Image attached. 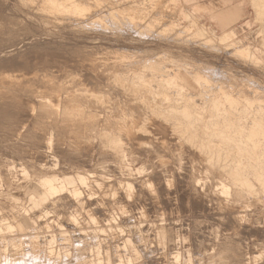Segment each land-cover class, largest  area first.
I'll return each instance as SVG.
<instances>
[{
  "label": "rangeland",
  "instance_id": "1",
  "mask_svg": "<svg viewBox=\"0 0 264 264\" xmlns=\"http://www.w3.org/2000/svg\"><path fill=\"white\" fill-rule=\"evenodd\" d=\"M57 1L0 0V252L13 261L7 264H264V0ZM232 6L241 16L225 31L212 14ZM43 52L66 64L68 55L91 56V70L108 85L96 87L70 66L73 75L63 68L56 76L60 61L39 65ZM58 79L70 80L61 88ZM64 91H74L75 104ZM109 91L116 92L111 104ZM93 92L106 95L94 101ZM90 104L98 109L84 111ZM26 245L43 258H17Z\"/></svg>",
  "mask_w": 264,
  "mask_h": 264
},
{
  "label": "bare ground",
  "instance_id": "2",
  "mask_svg": "<svg viewBox=\"0 0 264 264\" xmlns=\"http://www.w3.org/2000/svg\"><path fill=\"white\" fill-rule=\"evenodd\" d=\"M26 1H27V0H26ZM29 1H30V0H29ZM32 1H34V0H31V2H32ZM37 1H38V0H37ZM58 1H59V0H58ZM58 1H57V4H58ZM63 1H64V0H63ZM68 1H69V0H68ZM78 1H79V0H70L69 2H71L72 4H75V3H77ZM225 1H226V3H229L231 0H225ZM31 2H29V3H31ZM16 3H17V2H16ZM25 3H27V2H25ZM32 3H33V2H32ZM36 3H37V2H36ZM45 3H46V2H45ZM85 3H86V2H85ZM48 4H49V3H48ZM60 4H62V3H60ZM67 4H68V3H67ZM67 4H66V6H67ZM69 4H70V3H69ZM69 4H68V5H69ZM111 4H112V3H111ZM34 5H36V4H34ZM44 5H45V4H44ZM44 5H43V7H44ZM62 5L64 6L65 4H62ZM27 6H28V5H27ZM31 6L34 7L33 5H31ZM38 6H39V4H38ZM50 6H51V5H50ZM57 6H58V5H57ZM3 7H4V6H3ZM5 7H6V6H5ZM24 7H25V6H24ZM29 7H30V6H29ZM40 7H42V6H40ZM102 7H103V6H102ZM26 8H27V7H26ZM36 8H37V7H36ZM38 8H39V7H38ZM44 8H45V7H44ZM48 8H49V7H48ZM65 8H66V7H65ZM86 8H87V7H86ZM0 9H1V10H4L5 8L2 9V8L0 7ZM7 9H8V8H7ZM9 9H12V7L9 8ZM42 9H43V8H42ZM53 9H54V11H53ZM55 9H57V8H52V7H51V10H50V11H52V12L54 13V12H55ZM39 10H40V9H39ZM39 10H38V12H39ZM43 10H44V9H43ZM47 10H48V9H47ZM103 10H104V9H103ZM238 10H240V7H235V8H233V9L230 10L229 15L232 16L231 18H236L237 15H239L238 12H237ZM6 11H7V10H6ZM45 12H46V11H45ZM52 12H51V13H52ZM11 13H12V12H11ZM39 13H40V12H39ZM49 13H50V12H49ZM53 13H52V14H53ZM111 13H112V12H111ZM52 14H51V16H52ZM57 14H58V11H57L56 15H57ZM77 14H78V13H77ZM84 14H86V12H85ZM84 14H83V15H84ZM90 14H91V13H90ZM90 14H89V15H90ZM95 14H96V13H95ZM104 14H105V13H104ZM0 15H1V11H0ZM9 15H10V14H9ZM45 15H46V14H45ZM45 15H44V17H46V19H47V16H45ZM54 15H55V14H54ZM70 15H72V14H70ZM81 15H82V13H80V16H81ZM97 15H98V14H97ZM51 16H50L48 19H51V18H52ZM58 16H59V15H58ZM66 16H67V15H66ZM80 16H79V15H76V17H79V18H80ZM84 16H85V15H84ZM84 16H83V17H84ZM95 16H96V15H95ZM126 16H127V15H126ZM1 17H2V16H1ZM63 17H64V15H63ZM63 17H62V18H63ZM98 17H99V16H98ZM98 17H97V18H98ZM127 17H128V16H127ZM239 17H240V16H239ZM3 18H4V17H3ZM67 18H68V17H67ZM67 18H66V20H67ZM99 18H100V17H99ZM99 18H98V19H99ZM110 18H111V17H110ZM12 19H13V18H12ZM55 19H56V18H55ZM75 19H76V18H75ZM95 19H96V18H95ZM3 20H5V19H3ZM30 20H31V19H30ZM59 20H60V19H59ZM80 20H81V18H80ZM1 21H2V18H1ZM8 21H9V20H8ZM23 21H24V20H23ZM31 21H32V20H31ZM47 21L49 22L50 20H47ZM57 21H58V20H57ZM68 21H69V20H68ZM72 21H73V20H72ZM78 21H79V19H78ZM108 21H109V20H108ZM9 22H10V21H9ZM50 22H52V21H50ZM53 22H54V20H53ZM69 22H70V21H69ZM79 22L81 23V21H79ZM54 23H55V22H54ZM60 23H61V22H60ZM60 23H59V24H60ZM67 23H68V22H67ZM76 23H77V22H76ZM80 23H79V24H80ZM82 23H83V22H82ZM109 23H110V22H109ZM2 24H3V23H1L0 25H2ZM24 24H25V23H24ZM56 24H57V22H56ZM68 24H69V23H68ZM105 24H106V23H105ZM232 24H233V23H232ZM7 25L10 26V24H7ZM19 25H20V24H19ZM101 25H102V24H101ZM107 25H108V24H107ZM11 26H12V25H11ZM54 26H55V25H54ZM61 26H62V25H61ZM61 26H60V27H61ZM65 26H66V25H65ZM3 27H4V26H3ZM58 27H59V26H58ZM58 27H57V28H58ZM60 27H59V29H60ZM73 27H74V26H73ZM73 27H72V29H74ZM84 27H85V26H84ZM102 27H103V26H102ZM10 28H11V27H10ZM10 28H9V29H10ZM54 28H56V26H55ZM62 28H64V26H62ZM128 28H129V27H128ZM157 28H158V27H157ZM159 28H160V26H159ZM3 29H6V27H4ZM7 29H8V28H7ZM7 29L5 30L6 32H7ZM9 29H8V30H9ZM13 29H15V28H13ZM24 29H25V28H24ZM59 29H58L57 31H59ZM66 29H67V28H66ZM66 29H65V30H66ZM84 29H85V28H84ZM91 29H92V28H91ZM16 30H17V29H16ZM16 30H15V31H16ZM18 30H19V28H18ZM78 30H79V29H78ZM80 30H81V29H80ZM87 30H88V28H87ZM87 30H86V32H87ZM106 30H107V29H106ZM9 31H10V30H9ZM11 31H12V30H11ZM11 31H10V32H11ZM13 31H14V30H13ZM13 31H12V32H13ZM20 31H21V30H20ZM51 31H52V30H51ZM60 31H62V29H61ZM82 31H83V30H82ZM0 32H3L2 29H1ZM6 32H5V34H6ZM12 32H11V33H12ZM16 32H17V31H16ZM27 32H28V31H27ZM30 32L32 33V31H30ZM62 32H64V31H62ZM110 32H111V31H110ZM22 33H23V32H22ZM24 33H25V32H24ZM58 33H59V32H58ZM88 33H90V32H88ZM127 33H128V32H127ZM52 34H54V33H52ZM77 34H78V32H77ZM79 34H80V33H79ZM109 34H110V33H109ZM8 35H10V33H8ZM14 35H16V34H14ZM46 35H47V34H46ZM82 35H83V34H82ZM1 36H2V35H1ZM33 36H34V35H33ZM80 36H81V35H80ZM90 36H91V35H90ZM147 36H148V35H147ZM149 36H150V35H149ZM3 37H5V36H3ZM12 37H13V36H12ZM18 37H19V36H18ZM86 37H87V36H86ZM0 38H1V37H0ZM6 38H7V37H6ZM8 38H9V37H8ZM73 38H74V37H73ZM82 38H83V36H82ZM154 38H155V37H154ZM158 38H159V37H158ZM4 39H5V38H4ZM9 39H10V38H9ZM14 39H16V38H14ZM17 39H19V38H17ZM17 39H16V40H17ZM34 40H35V39H34ZM76 40H77V39H76ZM88 40H89V39H88ZM101 40H102V39H101ZM123 40H124V39H123ZM125 40H126V39H125ZM125 40H124V41H125ZM4 41H5V40H4ZM31 41H32V39H31ZM79 41H80V39H79ZM162 41H163V40H162ZM23 42H24V41H23ZM32 42H33V41H32ZM37 42H38V41H37ZM47 42H48V41H47ZM28 43H29V42H28ZM40 43H41V42H40ZM45 43H46V42H45ZM74 43H75V42H74ZM78 43H79V42H78ZM95 43H96V42H95ZM129 43H130V42H129ZM131 43H132V42H131ZM14 44H15V43H14ZM16 44H17V43H16ZM24 44H25V43H24ZM61 44H62V43H61ZM12 45H13V44H12ZM27 45H29V44H27ZM27 45H26V46H27ZM33 45H34V44H33ZM33 45H32V46H33ZM81 45H83V44H81ZM81 45H80V46H81ZM92 45H93V44H92ZM14 46H15V45H14ZM36 46H37V45H36ZM45 46H46V45H45ZM73 46H74V45H73ZM76 46H77V45H76ZM78 46H79V45H78ZM84 46H85V45H84ZM84 46H83V47H84ZM86 46H87V45H86ZM86 46H85V49H87ZM88 46H89V45H88ZM90 46H91V45H90ZM33 47H34V46H33ZM42 47H43V46H42ZM83 47H82V48H83ZM91 47H92V46H91ZM109 47H110V46H109ZM121 47H122V46H121ZM48 48H49V47H48ZM52 48H53V47H52ZM54 48H55V47H54ZM76 48H77V47H76ZM123 48H124V47H123ZM17 49H18V48H17ZM17 49H16V50H17ZM41 49L43 50V49H45V48H41ZM74 49H75V48H74ZM78 49H79V48H78ZM80 49H81V48H80ZM98 49L100 50L99 46H98ZM98 49H97V50H98ZM115 49H116V48H115ZM115 49H114V50H115ZM126 49H128V48H126ZM46 50H47V49H46ZM72 50H73V49H72ZM81 50H82V49H81ZM112 50H113V49H112ZM13 51H15V50H13ZM17 51H18V50H17ZM21 51H22V50H21ZM78 51H79V50H78ZM78 51H76V53H77ZM83 51H84V50H83ZM117 51H118V50H117ZM49 52H50V51H49ZM90 52H91V51H90ZM6 53H7V52H6ZM11 53H12V52H11ZM41 53H42V52H41ZM74 53H75V52H74ZM78 53H80V52H78ZM78 53H77V55H78ZM81 53H82V51H81ZM84 53H85V51H84ZM86 53H87V52H86ZM110 53H111V52H110ZM13 54H14V53H13ZM43 54H45V53L43 52ZM96 54H97V53H96ZM107 54H109V53L107 52ZM115 54H117V53H114V55H115ZM118 54H119V52H118ZM118 54H117V56H118ZM120 54H121V53H120ZM97 55H98V54H97ZM103 55H104V54H103ZM41 56H42V54H41ZM73 56H75V55H73ZM73 56H72V57H73ZM81 56H82V54H81ZM85 56H87V55H85ZM89 56H90V55H89ZM112 56H113V55H112ZM120 56H122V55H119L118 57H120ZM48 57H54V58H56L55 60H59V61H60V66H59L58 69L56 70V71H57V75H56V76H59L60 71L63 70V68L66 69L67 67L70 66V67H74V68H76V69H80L81 72H82V71L84 72V73L82 72V74H84V75H86V76H87V75H88V76H91L92 79H91L90 77H88V78L91 79V80H89V82H90L91 84H93V83L95 84V83H98V82H101V84H102V82H103V81H101V80H102V77H101V79H100V73H102V72H100L101 70H98V72H100V73H98L97 71H92V70H91V66H93V65H91V63H92L91 60H93V58H91V56H90V57L87 56V57H85V58L83 57V59H81V58L78 56L80 59H77V57L72 58L71 55H70V56L68 55V57H67V64H66L65 57H61L59 54H55V55H54V53H53V54H52V53H47V54H45V55L42 57V59H41L40 61H38V62H39V65L42 66V64L46 63L45 61H46V59H47ZM69 57H71V58H69ZM93 57H94V55H93ZM99 57H100V56H99ZM104 57H105V56H104ZM104 57H103V58H104ZM109 57H111V56H109ZM109 57H108V58H109ZM115 57H116V55H115ZM40 58H41V57H40ZM95 58H96V56H95ZM112 58H113V57H112ZM120 58H122V57H120ZM1 59H2V58H1ZM10 59H11V58H10ZM99 59H100V58H99ZM101 59H102V58H101ZM105 59H106V58H105ZM109 59H110V58H109ZM109 59H108V61H109ZM113 59H114V58H113ZM115 59H116V58H115ZM11 60H12V59H11ZM97 60H98V59H97ZM193 60H194V59H193ZM2 61H3V60H2ZM4 61H5V60H4ZM8 61H10V60H8ZM101 61H103V60H101ZM111 61H112V60H111ZM38 62H37V63H38ZM96 62H97V61H96ZM96 62H95V63H96ZM106 62H107V60H106ZM137 62H138V60H137ZM137 62H135V63H137ZM29 63H30V62H29ZM41 63H42V64H41ZM95 63H94V65H95ZM123 63H124V62H123ZM135 63H133V65H134ZM140 63H141V62H140ZM140 63L138 62L136 65H139ZM4 64H5V63H4ZM9 64H10V63H9ZM92 64H93V63H92ZM125 64H128V63H125ZM125 64H124V66H125ZM44 65H45V64H44ZM97 65H99V64H97ZM101 65H102V64H101ZM122 65H123V64H122ZM128 65H129V64H128ZM3 66H5V65H3ZM94 67H95V66H93V68H94ZM98 67H99V66H98ZM98 67H97V68H98ZM103 67H104V66H103ZM133 67H134V66H133ZM5 68H6V67H5ZM11 68H12V67H11ZM28 68H29V67H28ZM93 68H92V69H93ZM99 68H102V66L99 67ZM6 69H7V68H6ZM30 69H31V68H30ZM67 69H69V68H67ZM76 69H75V70H76ZM126 69H127V68H126ZM70 70L72 71V70H74V69L71 68V69H69L67 72H69ZM95 70H96V69H95ZM102 70H103V69H102ZM2 71H3V70H2ZM64 71H66V70H64ZM71 71H70L69 75H70V74L73 75V73H75L74 71H73V73H71ZM58 72H59V73H58ZM76 72H77V70H76ZM78 72H79V71H78ZM62 73H63V72H62ZM65 73H66V72H64V75H65ZM104 73H105V72H103V74H104ZM77 74H78V73H77ZM105 74H106V73H105ZM105 74H104V76H105ZM23 75H24V74H23ZM61 75H62V74H61ZM67 75H68V73L66 74V76H67ZM79 75H80V74H78V77H80ZM84 75H82V76H84ZM101 76H103V75H101ZM104 76H103V78H104ZM45 77H46V75H45ZM50 77H51V75H50ZM54 77H55V76H54ZM60 77H61V76H60ZM64 77H65V76H64ZM64 77H63V78H64ZM71 77H72V76H71ZM6 78H7V77H6ZM10 78H12V77H10ZM10 78L8 77V79H10ZM48 78H49V77H48ZM55 78H56V77H55ZM58 78H59V77H58ZM66 78H68V76H67ZM66 78H65V79H66ZM86 78H87V77H86ZM88 78H87V79H88ZM8 79H7V80H8ZM12 79H13V78H12ZM12 79H11V80H12ZM14 79H15V78H14ZM49 79H50V78H49ZM49 79H46L47 82H48ZM51 79H52V78H51ZM53 79H54V78H53ZM56 79H57V78H56ZM70 79H71V78H70ZM70 79H68V81H69ZM72 79L74 80V78H72ZM104 79L107 81L106 76H105ZM16 80H17V78H16ZM46 80H45V81H46ZM58 80H59V79H58ZM62 80H64V79H62ZM62 80H59L58 83H59L60 81H62ZM73 80H71V81H73ZM79 80H80V78H79ZM81 80H82V79H81ZM81 80H80V81H81ZM83 80H84V79H83ZM0 81H1V80H0ZM2 81H3V80H2ZM2 81H1V82H2ZM8 81H10V80H8ZM8 81H7V82H8ZM12 81H13V80H12ZM12 81H11V84H12ZM49 81L52 82V80H49ZM68 81H67V83H68ZM71 81H70V82H71ZM86 81H88V80H86ZM108 81H109V79H108ZM4 82H6V80H5ZM4 82H3V83H4ZM15 82H16V81H14V83H15ZM20 82H21V81H20ZM42 82H43V81H42ZM53 82H56V81L53 80ZM53 82H52V84L56 85V84L53 83ZM64 82H65V81H62L61 84L63 85ZM70 82H69V84H70ZM82 82H83V81H82ZM110 82L112 83V81H110ZM110 82H109V85H110ZM48 83H49V82H48ZM48 83H47V84H48ZM67 83H65V84H67ZM76 83H78V82H76ZM76 83L74 82L73 84H76ZM84 83H86V82H84ZM90 83H89V84H90ZM106 83H108V82H106ZM106 83H105V85H108V84H106ZM39 84H40V83H39ZM41 84H42V86H39L38 84H37V86H39V87H43L44 84H43V83H41ZM49 84H50V83H49ZM65 84H64L63 86H60V87H61V88H64ZM87 84H88V82H87ZM87 84H86V85H83V87L89 85V84H88V85H87ZM94 84H93V85H94ZM99 84H100V83H98V85H99ZM57 85H58V84H57ZM57 85H56V86H57ZM80 85H81V84H80ZM80 85H79V86L77 85V86H75V87L72 85V87L76 88V87H80ZM105 85L102 84V87L104 86V88H105ZM114 85H115V84H114ZM52 86H53V85H50V88H51ZM56 86H54V87H56ZM58 86H59V85H58ZM58 86H57V87H58ZM67 86H68V85H67ZM67 86L65 87L64 90H67V88H69V87H67ZM69 86H70V85H69ZM90 86H91V85H90ZM94 86L97 87V84L94 85ZM111 86H112V85L107 86L108 88H107V87H106V88L109 89V87H111ZM137 86H138V85H135V87H137ZM39 87H37V88H39ZM44 87H45V86H44ZM46 87L48 88L49 86H46ZM72 87L70 86L71 90H72ZM96 87H93V88H95V90H96ZM99 87H100V85H99ZM115 87H116V86H115ZM34 88H35V87H34ZM37 88H35V89L37 90V93H39L38 91H39L40 89L38 90ZM47 88H46V89H47ZM50 88H48V89H50ZM70 88H69V89H70ZM113 88H114V87H113ZM117 88L119 89V87H117ZM41 89H43V88H41ZM52 89H53V90L56 89V91H57V89H59V88H55V89L52 88ZM77 89H80V90H81V88H77ZM77 89H75L76 92H78ZM85 89H87V88H85ZM107 89H104V91H106ZM118 89H117V90H118ZM137 89L140 90V91L138 90V91L140 92V93H138V94H140L139 96L143 95L144 91H143V93H141V92H142V91H141V88H137ZM137 89H136V91H137ZM43 90H44V89H43ZM43 90H40V91H42V92H40V94H41V93L43 94ZM53 90H52V91H53ZM88 90H89V88H88ZM101 90H102V89H101ZM109 90H110V89H109ZM113 90H114V89H113ZM115 90H116V89H115ZM120 90H121V89H119V91H120ZM133 90H135V89H133ZM142 90H143V89H142ZM30 91H31V90H30ZM84 91H87V90H84V89H83V92H84ZM138 91H137V92H138ZM23 92H24V91H23ZM23 92H22V94H23ZM25 92H26V91H25ZM31 92H34V90H32ZM46 92H47V90H46V91L44 90V95L46 94ZM61 92H62V94H63V90L61 91V89H60V93H61ZM64 92H65V91H64ZM67 92H69V91H67ZM73 92H74V91H71L70 94L72 95ZM83 92H82V93H83ZM96 92H98V90H96ZM96 92H95V93L93 92V93H92V96H93V97H90V98L93 99L94 96H95V97H96V100H97L99 97L97 98V95H95V94H97ZM100 92H101V91H99L98 94L101 95L102 92H101V93H100ZM109 92H110V91H109ZM114 92H115V91H114ZM114 92H113V93H114ZM117 92H118V91H117ZM120 92H121V91H120ZM27 93H28V92H26V94H27ZM49 93H50V92H48L47 95H49V97H50V95H51L52 93H51V94H49ZM57 93H59V92L57 91ZM65 93H66V92H65ZM87 93H88V92H87ZM106 93H108V91H106ZM110 93H111V92H110ZM113 93H111L110 96H109V95L105 96L106 94L103 93V96H102V97L105 96L106 98H104V99H106V100H104V99H102V100H104V101H108V104H111L110 101H112V100H109L110 98L107 100V98H108V97H111ZM115 93H116V92H115ZM115 93H114V95H115ZM134 93H135V92H134ZM31 94H33V93H31ZM40 94H39V95H40ZM54 94H55V93H54ZM68 94H69V93H68ZM68 94L66 93V94L64 95V97H67V98H68L69 95H70V94H69V95H68ZM83 94L85 95L86 93H83ZM83 94H82V95H83ZM104 94H105V95H104ZM121 94H125V95L127 96L126 92H125V93H121ZM135 94H136V93H135ZM135 94H134V97H133V93H132L131 96H130L131 98H133V102H134V98H136V97H135V96H136ZM149 94H150V93H149ZM149 94H148V96H149ZM24 95H25V94H24ZM33 95H34V94H33ZM44 95H43V96H44ZM47 95H46V96H47ZM57 95H58V94H57ZM66 95H68V96H66ZM71 95H70V96H71ZM76 95H78V93H77ZM86 95L89 96V95H91V94H86ZM86 95H85V97L89 99V97H87ZM116 95H117V94H116ZM118 95H119V92H118ZM128 95H130V94L128 93ZM144 95H145V94H144ZM146 95H147V94H146ZM22 96H23V95H22ZM22 96H21V98L24 97V96H23V97H22ZM28 96H29V95H28ZM28 96L25 95L24 99H27L26 97H28ZM35 96H36L37 99L43 97V96H40V97L38 98V95H37V94H35ZM58 96H59V95H58ZM61 96H62V95H61ZM98 96H99V95H98ZM120 96H123V95H120ZM148 96H147V97H148ZM152 96H154V95L152 94ZM152 96H151V97H152ZM155 96H157V95H155ZM19 97H20V96H19ZM53 97H55V96H53ZM64 97H63V98H64ZM75 97H76V96H75ZM77 97H78V96H77ZM102 97H100L99 99H101ZM114 97L116 98V96H114ZM114 97L112 96V99H113ZM124 97H125V96H124ZM137 97H138V96H137ZM147 97H145V96L143 97V96H142V98H144V99H145V98H146V99L149 98L148 100L151 99V97H148V98H147ZM167 97H168V96H167ZM0 98H1V96H0ZM21 98H20V99H21ZM29 98H32V95H31V97H29ZM47 98H48V97H47ZM51 98H52V97H51ZM57 98H58V97L56 96V99H57ZM59 98H60V96H59ZM67 98H66V99H67ZM72 98H73V97H72ZM86 98H84V96H83L82 99L84 100V99H86ZM121 98H122V97H121ZM127 98H128V96H127ZM127 98H126L125 101H127ZM154 98H156V97H153V98H152L153 101L155 100ZM160 98H161V97H160ZM162 98H163V97H162ZM2 99H3V97H2ZM8 99H9V98H8ZM10 99H11V98H10ZM42 99H43V98H42ZM44 99H45V97H44ZM54 99H55V98H54ZM56 99H55V102H56ZM66 99L64 100L65 102H66ZM68 99H69V100H67V101L69 102L71 98L69 97ZM74 99H75V100H78V99H76V98H74ZM88 99H86L87 102H89ZM94 99H95V98H94ZM94 99H93V100H94ZM99 99H98L97 101H99ZM123 99H124V98H123ZM152 99H151V100H152ZM0 100H1V99H0ZM3 100H4V99H3ZM16 100L18 101V99H16ZM27 100H28V99H27ZM40 100H41V99H40ZM59 100H60V99H59ZM62 100H63V99H62ZM71 100H72V99H71ZM96 100H94V101H96ZM102 100H101V101H102ZM129 100H130V99H129ZM129 100H128L127 102H129ZM140 100H141V99H140ZM140 100H139V101H140ZM156 100H157V98H156ZM159 100H160V99H159ZM19 101H20V100H19ZM23 101H24V100H23ZM30 101H31V100H30ZM90 101H91V100H90ZM141 101H142V100H141ZM141 101H140V103H142ZM143 101H144V100H143ZM4 102H5V101H4ZM4 102H3V103H4ZM20 102H21V101H20ZM27 102H28V101H27ZM27 102H26V104H27ZM40 102H41V101H40ZM68 102H67V103H68ZM70 102H72V101H70ZM74 102H75V101H73L72 103H74ZM77 102L79 103V101H77ZM82 102H83V101H82ZM87 102H86V103H87ZM92 102H93V101H92ZM109 102H110V103H109ZM122 102H124V101L122 100ZM130 102L132 103V101H130ZM145 102H146V101H145ZM147 102H148V103H151V102H149V101H147ZM147 102H146V103H147ZM156 102H157V101H156ZM0 103L2 104V101H1ZM5 103H6V102H5ZM5 103H4V104H5ZM16 103H17V102H16ZM23 103H25V102H23ZM61 103H62V101H61ZM72 103H70V104L73 106ZM78 103H76V104H78ZM89 103H91V102H89ZM96 103L98 104V102H96ZM96 103H93V104L96 105ZM99 103H100V102H99ZM101 103H102V102H101ZM104 103H105V102H104ZM143 103H144V102H143ZM143 103H142V104H143ZM164 103H165V102H164ZM167 103H168V102H167ZM167 103H166V104H167ZM8 104H9V102H8ZM8 104H6L7 107H8ZM10 104H12V105L14 104L13 106H15V102H14V103H13V102H12V103L10 102ZM62 104H64V106H65V103H62ZM62 104H61V105H62ZM74 104H75V103H74ZM87 104H88V103H87ZM87 104H86V105H87ZM102 104H103V103H102ZM105 104H106V103H105ZM128 104H129V103H128ZM128 104H127V105H128ZM142 104H140V105H142ZM58 105H59V103H58ZM81 105H82V104H81ZM83 105H84V104H83ZM119 105H120V107H121V106H122V103L119 104ZM119 105H118V106H117V105H116V106L114 105V106L117 108V107H119ZM123 105H124V104H123ZM127 105H126V106H127ZM129 105H130V104H129ZM140 105H139V106H140ZM144 105H146V104L144 103L143 106H144ZM148 105H149V104H148ZM151 105H152V103H151ZM151 105H150V106H151ZM170 105H171V106H168V107H170L171 109L174 108L172 104H170ZM9 106H11V105H9ZM13 106H11V107H13ZM68 106H69V105H68ZM72 106H69V107L71 108ZM89 106H91V107H89ZM89 106H87L86 109H85L84 111H86L87 108L90 109V108L93 107L91 104H90ZM96 106H97V105H96ZM105 106H106V105H105ZM108 106H109V105H108ZM134 106H136V104L132 105L131 108H132V107L134 108ZM152 106H153V105H152ZM163 106H164V104H163ZM178 106H179V105H178ZM2 107H3V106H2ZM7 107H6V108H7ZM16 107H17V106H16ZM69 107H68V109H69ZM76 107H77V106H76ZM78 107H79V104H78ZM78 107H77V108H78ZM102 107H104V104H103ZM106 107H107V106H106ZM120 107H119V108H120ZM136 107H137V106H136ZM140 107H141V106H140ZM184 107H185V106H184ZM3 108H4V107H3ZM73 108H74V107H72V109H73ZM77 108H76V109L74 108V110L76 111ZM93 108H94V109H98V108H95V107H93ZM104 108H105V107H104ZM119 108H117L118 111H119ZM126 108H127V107H126ZM129 108H130V107H129ZM160 108H161V107H160ZM165 108H166V107H165ZM175 108H176V107H175ZM0 109H1V108H0ZM8 109H9V107H8ZM16 109H17V108H16ZM16 109H15V110H16ZM66 109H67V107H66ZM68 109H67V111H68ZM83 109H84V108H83ZM99 109H100V111H101V108H99ZM102 109H103V108H102ZM121 109H122V107H121ZM121 109H120V110H121ZM178 109H179V108H178ZM178 109H177V110H178ZM1 110H2V109H1ZM13 110H14V109H13ZM105 110H106V109H105ZM114 110L117 111L116 109H114ZM122 110L124 111L125 109L123 108ZM131 110L133 111L134 109H131ZM3 111H4V110H3ZM10 111H11V109H10ZM16 111H18V110H16ZM16 111H15V112H16ZM69 111H70V109H69ZM69 111H68V112H69ZM89 111H90V110H89ZM94 111H95V110H94ZM109 111H110L109 113H111V110H109ZM118 111H117V112H118ZM172 111H173V109H172ZM175 111H176V110H175ZM175 111H174V113H175ZM1 112H2V111H1ZM1 112H0V113H1ZM7 112H9V111H7ZM7 112H5V113H7ZM70 112H71V111H70ZM76 112H77V111H76ZM76 112H75L74 115H72V113H71V115H68L67 117L69 118V116H71L69 119H71L72 116L76 118V117L78 116V114H79V113H76ZM78 112H79V110H78ZM86 112H87V111H86ZM90 112H91V111H90ZM90 112H88V113H90ZM97 112L99 113V111H98V110L96 111V115H97ZM102 112H103V110H102ZM106 112H108V109L106 110ZM124 112L126 113V111H124ZM124 112H122V113H124ZM129 112H131V111H129ZM145 112H146V111H145ZM145 112H143V113H144V117L148 120L147 117H149V116H147L148 114L145 113ZM179 112H180V111H179ZM181 112H182V111H181ZM3 113H4V112H3ZM73 113H74V111H73ZM94 113H95V112H94ZM100 113H101V112H100ZM100 113H99V114H100ZM138 113H139V112H138ZM141 113H142V112H141ZM191 113H192V112H191ZM68 114H69V113H68ZM76 114H77V116H75ZM91 114H93V112H92ZM91 114H89V116H91ZM99 114H98V115H99ZM112 114H113V113H112ZM120 114H121V112H120ZM145 114H147V115H145ZM149 114H150V112H149ZM189 114H190V113H189ZM189 114H188V116H189ZM7 115H8V114H7ZM12 115H13V114H12ZM96 115H95V117H96ZM116 115L118 116V117H116V118L120 119L118 113H115V116H116ZM121 115H123V114H121ZM124 115H125V114H124ZM131 115H133L132 112H131ZM131 115H130V117H132ZM135 115H137V114H135ZM142 115H143V114H140L139 116H142ZM8 116H9V115H8ZM100 116H101V115H100ZM125 116H126V115H125ZM125 116H124V117H125ZM12 117H13V116H12ZM97 117H98V116H97ZM110 117H111V114H110ZM110 117H108V119H109ZM113 117H114V116H113ZM0 118H1V116H0ZM8 118H9V117H8ZM10 118H11V117H10ZM68 118H67V122H68V120H69ZM75 118H74V119H75ZM91 118H92V116H91ZM93 118H94V115H93ZM99 118H100V117H98V119H99ZM101 118L103 119V116H101ZM101 118H100V122L102 121ZM104 118H107V117H104ZM125 118H126V117H125ZM135 118H136V117H135ZM3 119H4V117H3ZM72 119H73V118H72ZM72 119H71V120H72ZM94 119H95V118H94ZM126 119H127V118H126ZM5 120H6V119H5ZM92 120H93V119H92ZM92 120H91V121H92ZM104 120H105V119H104ZM109 120H110V119H109ZM128 120H129V119H128ZM132 120H134V119L132 118ZM83 121H84V119H83ZM93 121H94V120H93ZM98 121H99V120H98ZM105 121L107 122V120H105ZM105 121H102V123L105 122ZM110 121H112V120H110ZM120 121H121V119H120ZM85 122H86V121H85ZM87 122H88V124H92V122H89V121H87ZM87 122H86V124H87ZM106 122H105V123H106ZM121 122H122V121H121ZM126 122H127V121H126ZM129 122H130V123H127V124L130 125V124H131V121L129 120ZM170 122H171V121H170ZM177 122H178V121H177ZM68 123H69V122H68ZM96 123H97V122H96ZM98 123H99V122H98ZM102 123H101V125H102ZM109 123H110V122H109ZM109 123L106 124V125H107L106 127H108L107 129H106V127H105L106 130H109ZM111 123H112V122H111ZM111 123H110V125H111ZM132 123H133V122H132ZM172 123H173V122H172ZM174 123H176V122H174ZM69 124L71 125V122H70ZM99 124H100V123H99ZM103 124H104V123H103ZM115 124H116V123H115ZM115 124L113 123V126H114ZM119 124H120V123H119ZM170 124H171V123H170ZM67 125H68V124H67ZM96 125H97V124H95V126H96ZM104 125H105V124H104ZM104 125H102V126H104ZM116 125H117V124H116ZM116 125L114 126L115 128H116ZM121 125H122V124H121ZM123 125H124V124H123ZM71 126H73V124H72ZM91 126H93V125H91ZM91 126H89L88 128H90ZM95 126H94V127H95ZM67 127H68V126H67ZM94 127H93V128H94ZM69 128H70V127L67 128V131H70V130H71V133H70V134H72V130H74L75 127H74L73 129L68 130ZM95 128H96V127H95ZM101 128H102V127H101ZM118 128L120 129V127H118ZM125 128H127V127H125ZM125 128L123 127V129H125ZM103 129H104V128H103ZM121 129H122V128H121ZM76 130H77V129H76ZM101 130H102V129H101ZM125 130H126V129H125ZM128 130H129V129H128ZM130 130H131V129H130ZM130 130H129V131H130ZM74 131H75V130H74ZM74 131H73V134H74ZM77 131H78V130H77ZM115 131H116V130H115ZM123 131H124V130H123ZM118 132H119V131H118ZM125 132H126V131H125ZM119 133H120V132H119ZM121 134H122V133H121ZM48 139H49V138H48ZM48 139H46V141H47ZM50 139H51V138H50ZM50 139H49V140H50ZM49 140H48V142H49ZM48 142H47V144H48ZM50 142H51V141H50ZM103 142H104V141H103ZM51 143H52V142H51ZM12 144H13V143H12ZM50 145H51V144H50ZM103 145H104V144H103ZM48 146H49V144H48ZM16 147H17V146H16ZM48 148H49V147H48ZM48 148H47V149H48ZM104 153H105V152H104ZM127 191H128V190H127Z\"/></svg>",
  "mask_w": 264,
  "mask_h": 264
},
{
  "label": "crops",
  "instance_id": "3",
  "mask_svg": "<svg viewBox=\"0 0 264 264\" xmlns=\"http://www.w3.org/2000/svg\"><path fill=\"white\" fill-rule=\"evenodd\" d=\"M235 7H240V6H232V7L228 8V9H221L218 12H215V13L212 14L213 19H215L217 21V24L225 31L229 30L231 28V26L234 24V22L237 21L240 18L239 17V16H241L240 10L237 11L239 15H237L236 18H231L232 16L229 15V13L227 14V16L225 15L222 18H220V15L222 13L226 12V11H229V10L235 8ZM192 54L190 53V56L192 58H198V57H196L195 55H192ZM244 122L247 123L248 121H244ZM239 123H242V122H239ZM16 250H17V253L19 255V256H17V258L20 257V255L22 253H25V252L30 253L33 257L39 258L38 260H41V258H43V256H39L40 255V253H39L40 249H37L35 246L32 247V245H26L25 247L19 248V249H16ZM9 259L10 258L8 257L7 254H5V252L4 253H3V251L0 252V264H7L9 262H13V261H9ZM36 262H37V260L36 261H32L29 264H35ZM79 264H92V263L89 260H86V261L81 262Z\"/></svg>",
  "mask_w": 264,
  "mask_h": 264
}]
</instances>
